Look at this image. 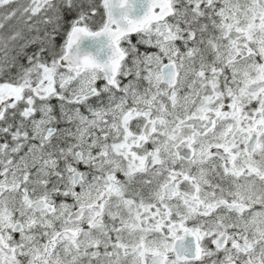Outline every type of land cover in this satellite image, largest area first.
Returning a JSON list of instances; mask_svg holds the SVG:
<instances>
[{
    "label": "snow or ice",
    "instance_id": "obj_1",
    "mask_svg": "<svg viewBox=\"0 0 264 264\" xmlns=\"http://www.w3.org/2000/svg\"><path fill=\"white\" fill-rule=\"evenodd\" d=\"M0 264H264V0H0Z\"/></svg>",
    "mask_w": 264,
    "mask_h": 264
}]
</instances>
